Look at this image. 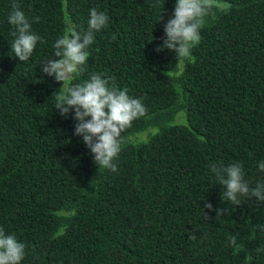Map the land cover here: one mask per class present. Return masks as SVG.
Returning a JSON list of instances; mask_svg holds the SVG:
<instances>
[{
	"label": "trees",
	"instance_id": "obj_1",
	"mask_svg": "<svg viewBox=\"0 0 264 264\" xmlns=\"http://www.w3.org/2000/svg\"><path fill=\"white\" fill-rule=\"evenodd\" d=\"M12 2L0 0V227L25 245L21 264H264V202L230 204L209 170L239 161L264 182V0H226L194 62L155 50L175 0H16L44 41L19 61ZM92 8L109 24L72 83L105 73L147 108L122 133L116 172L97 167L74 113L55 110L62 84L40 71Z\"/></svg>",
	"mask_w": 264,
	"mask_h": 264
},
{
	"label": "clouds",
	"instance_id": "obj_2",
	"mask_svg": "<svg viewBox=\"0 0 264 264\" xmlns=\"http://www.w3.org/2000/svg\"><path fill=\"white\" fill-rule=\"evenodd\" d=\"M158 7V3L153 5ZM231 7L226 0H175L172 18L164 24L162 43L155 50L159 53L172 51L176 56L191 59L192 50L201 41V30L210 21L217 19L219 12L226 13ZM8 23L14 27L11 35L13 56L19 61H27L35 50L37 43H44L34 33L31 22L16 0L11 4ZM163 19L159 16L158 22ZM109 24L106 12L90 9L87 31L70 24L67 30L53 44L54 56L41 63L40 71L54 78L62 87L55 94V110L65 118L72 112L76 121L74 135L82 137L83 143L94 157L98 168L117 171L115 161L119 157L124 139L122 133L132 123L147 113L141 98L129 95V89L120 88L115 78L105 73H92L82 82L72 83L82 74L90 56L89 48L94 43L95 33L105 29ZM116 36H112L115 40ZM154 37H152V40ZM258 169L264 172V160L258 163ZM209 170L223 186L222 197L234 206L241 205V198H255L257 203L264 202V182L250 185L245 180L243 164L239 161L225 166L223 162L210 163ZM205 208L215 211L216 217L226 210L213 209L211 203ZM194 239V236H188ZM229 244L235 247L237 238L228 237ZM26 256L25 245L16 235L6 233L0 227V264H21Z\"/></svg>",
	"mask_w": 264,
	"mask_h": 264
}]
</instances>
